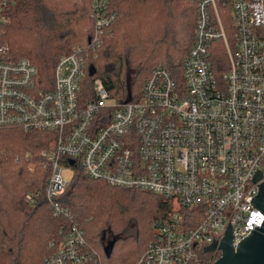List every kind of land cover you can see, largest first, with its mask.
Instances as JSON below:
<instances>
[{
	"label": "built area",
	"instance_id": "1",
	"mask_svg": "<svg viewBox=\"0 0 264 264\" xmlns=\"http://www.w3.org/2000/svg\"><path fill=\"white\" fill-rule=\"evenodd\" d=\"M11 2L0 0V27ZM91 17L89 48L96 51L116 15L109 0H91ZM86 54L76 47L60 56L50 86L0 41V129L53 134V149L42 157L55 216L69 217L58 198L78 165L109 186L171 202L170 218L156 223L137 264H192L212 239L221 241L228 223L234 247L263 226L253 200L264 182V0H196L193 41L180 68H154L136 100L111 99L98 78L82 97ZM217 54L228 65L221 75ZM256 171L261 178L253 183ZM35 200L25 198L30 207ZM61 233L42 264H102L79 227ZM206 254L208 264L220 257Z\"/></svg>",
	"mask_w": 264,
	"mask_h": 264
},
{
	"label": "trees",
	"instance_id": "2",
	"mask_svg": "<svg viewBox=\"0 0 264 264\" xmlns=\"http://www.w3.org/2000/svg\"><path fill=\"white\" fill-rule=\"evenodd\" d=\"M116 15L96 51L91 0H12L0 41L15 59L26 58L39 79L51 86L57 59L72 49L87 51L82 97L100 79L110 98H139L145 80L158 66L176 71L194 36L196 5L191 0H109ZM223 55H215V58ZM215 61V60H214ZM92 71V73H91ZM53 134L0 129V264H42L62 231L79 227L102 264H137L155 238V225L167 221L169 200L143 190L109 186L74 166L58 198L69 217L55 216L45 198L50 176L42 153L53 149ZM35 195L30 207L25 198Z\"/></svg>",
	"mask_w": 264,
	"mask_h": 264
},
{
	"label": "water",
	"instance_id": "3",
	"mask_svg": "<svg viewBox=\"0 0 264 264\" xmlns=\"http://www.w3.org/2000/svg\"><path fill=\"white\" fill-rule=\"evenodd\" d=\"M69 164L73 165V161H69ZM259 178L261 173L256 171L251 181L255 183ZM257 187L258 193L253 200L254 208L264 213V182ZM225 231L219 243L212 239L210 246L203 248L204 253L220 251V257L213 264H264V224L239 242L236 247L232 245L234 237L231 235L230 223Z\"/></svg>",
	"mask_w": 264,
	"mask_h": 264
},
{
	"label": "rangeland",
	"instance_id": "4",
	"mask_svg": "<svg viewBox=\"0 0 264 264\" xmlns=\"http://www.w3.org/2000/svg\"><path fill=\"white\" fill-rule=\"evenodd\" d=\"M191 1L194 2V4L196 5V0H191ZM214 60H213V66H214V70H215L216 74L221 75V74L225 73L227 71V68H228V65H227L225 58L223 57L220 59L217 57ZM64 175H66L65 172H64Z\"/></svg>",
	"mask_w": 264,
	"mask_h": 264
},
{
	"label": "flooded vegetation",
	"instance_id": "5",
	"mask_svg": "<svg viewBox=\"0 0 264 264\" xmlns=\"http://www.w3.org/2000/svg\"><path fill=\"white\" fill-rule=\"evenodd\" d=\"M212 258V255L203 253L202 255L199 256V258L192 262V264H208L210 259Z\"/></svg>",
	"mask_w": 264,
	"mask_h": 264
}]
</instances>
